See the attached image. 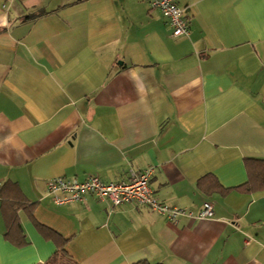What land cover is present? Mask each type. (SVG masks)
Wrapping results in <instances>:
<instances>
[{"label":"crops","instance_id":"crops-1","mask_svg":"<svg viewBox=\"0 0 264 264\" xmlns=\"http://www.w3.org/2000/svg\"><path fill=\"white\" fill-rule=\"evenodd\" d=\"M176 1L187 36L145 0H0V264H264V0ZM148 166L213 216L45 193Z\"/></svg>","mask_w":264,"mask_h":264},{"label":"built area","instance_id":"built-area-1","mask_svg":"<svg viewBox=\"0 0 264 264\" xmlns=\"http://www.w3.org/2000/svg\"><path fill=\"white\" fill-rule=\"evenodd\" d=\"M150 9L157 10L168 21L172 37L187 36L189 33L186 20L176 0H145ZM154 167L148 166L141 171L128 172L126 180L120 182H102L90 175L82 181L53 177L45 182V193L53 205L62 206L81 202L91 195L99 201H106L112 207L132 204L145 206L151 211L174 221L178 216L203 220L213 216L211 203L204 202L201 210L194 215L183 208L171 207L160 202L153 195L150 180Z\"/></svg>","mask_w":264,"mask_h":264},{"label":"trees","instance_id":"trees-1","mask_svg":"<svg viewBox=\"0 0 264 264\" xmlns=\"http://www.w3.org/2000/svg\"><path fill=\"white\" fill-rule=\"evenodd\" d=\"M251 161V163L253 162H257L255 160H249V162ZM7 226H8V220H7ZM43 264H70L67 262V260L65 259V254L63 253H55L47 262L43 263ZM135 264H149L147 261H140L137 262Z\"/></svg>","mask_w":264,"mask_h":264}]
</instances>
